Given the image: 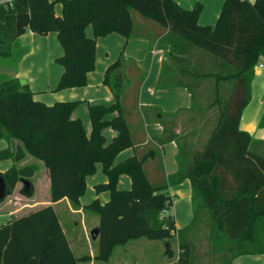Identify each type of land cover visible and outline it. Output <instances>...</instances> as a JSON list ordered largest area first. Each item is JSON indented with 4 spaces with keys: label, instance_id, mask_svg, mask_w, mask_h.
Listing matches in <instances>:
<instances>
[{
    "label": "trees",
    "instance_id": "1",
    "mask_svg": "<svg viewBox=\"0 0 264 264\" xmlns=\"http://www.w3.org/2000/svg\"><path fill=\"white\" fill-rule=\"evenodd\" d=\"M58 1L62 3L61 15L55 9ZM202 10L201 3L185 9L175 0H0V57H10L15 40L29 31L42 36L57 33L64 49V55L57 59L64 68L57 91L88 85V74L95 69L97 39L112 33L131 38L136 27L132 11L216 58L224 66L219 77L235 82L209 140L198 142L192 136L190 148L179 150L177 173L165 181L162 171L156 183L147 168L151 151L113 166L120 149L134 146L120 101L112 106L91 107L94 130L89 140L82 123L71 120L74 103L47 105L37 101L29 85H21L16 78L0 83V140L11 145L0 150V162L15 163L0 172L7 196L20 181L40 171L38 163L16 165L30 154L49 169L51 200L68 198L80 207L86 177L95 173L98 162L103 164L109 183L97 185L96 191H110L111 199L103 205L94 201L86 208L100 221L94 234L97 260H108L116 246L141 238L164 241L168 251L170 241L179 237L177 264H195V246L186 231L204 213L232 244L231 257H218L221 264H231L244 255L264 254V155L259 152L264 149V140L256 141L239 129L241 114L251 100L254 67L264 57V0H225L215 26L200 25ZM89 26L93 27V37L87 36ZM121 63L122 58L108 68L105 82ZM115 109L121 116L111 125L120 135L115 146L105 150L98 140L107 124L104 118ZM260 126L264 127V118ZM121 174L132 177L131 190L117 188ZM186 179L192 183L194 218L178 230L174 216L167 215L174 199L168 188ZM210 241L211 248L216 249L215 240ZM78 261L52 205L0 226V264Z\"/></svg>",
    "mask_w": 264,
    "mask_h": 264
},
{
    "label": "crops",
    "instance_id": "2",
    "mask_svg": "<svg viewBox=\"0 0 264 264\" xmlns=\"http://www.w3.org/2000/svg\"><path fill=\"white\" fill-rule=\"evenodd\" d=\"M175 1L185 9H193L197 3H201L203 10L199 18L200 25L215 26L225 0ZM249 1L254 3L256 0ZM58 4L62 8V3L58 1L55 9ZM61 13L62 9L60 13L57 12L58 15ZM135 25V33L131 38L112 33L105 38L97 39V68L88 74V85L85 87L63 91L54 90L56 93L52 92L51 87H47L50 92H47V89L35 87L36 84L30 78L32 76L31 70H23L22 64L30 59L31 66L34 67V60L36 59L33 60L32 55L39 48L43 51L44 43L47 44L46 50L48 52L45 57L49 59L51 39L57 33L42 36L32 31L21 35L13 43V48L15 47L25 54L18 69L13 68L9 75H4L6 78L4 81L12 78L20 80L22 76L29 78L25 82L34 93V99L47 105L59 101L79 102L73 107L71 120L82 123L84 136L89 140L92 139L94 130L90 115L91 106L95 104L112 106L120 101L128 120L134 146L120 149L113 158V166H120L135 157L145 156L151 151L152 155L149 157L151 159L148 160L147 167L153 173L154 178L158 175L162 176V171L166 177H170L178 171L177 156L179 150L190 148L192 136L198 142L201 140L204 143L209 140L232 94L235 82L219 77L224 66L216 58L191 45L180 36L170 33L169 29L144 17L138 18ZM89 29L94 35L93 27L89 26L86 30L87 36L92 37L89 35L91 34ZM101 39H107L111 43L115 41L117 47L121 46L122 49L120 51L115 50L114 53L108 52L107 59L99 63L98 44ZM57 50V55L55 57L52 55L49 60L57 62V59L64 55L60 48ZM121 58V66L112 71L108 76V81L105 82L108 68ZM63 69V67L58 68L57 80H60ZM120 116V110L115 109L103 120L107 124L101 130V137L98 141L101 142L105 150L113 148L120 135V132L111 125V122ZM263 118L264 57L253 70L251 100L241 114L240 131L249 134L256 141H263L264 127L260 126ZM2 141L4 140H0V142ZM4 143L6 146L0 144V150L11 147L8 142L4 141ZM159 150L163 154L162 165L155 161ZM259 152L264 155V149L259 150ZM32 163H38L41 169L35 176L31 179H25V181L34 187H38L45 181L44 184L50 189L52 182L49 169L42 161L28 154L25 160L16 165L21 167ZM13 165L15 163L12 160L0 162V172H6ZM107 183H109V177L104 172L103 164L98 162L95 173L86 177V190L81 198L82 205L80 207L74 206L68 198L57 202H53L51 199L42 202L37 200L29 207L35 209L52 205L56 209L58 206L64 205L63 210L65 212H69L70 215H80L85 237L90 246L89 232L93 242L96 243L97 236L94 234L100 221L96 213L86 208L94 201H99L103 205L111 199L110 191L100 193L96 191L97 185ZM231 185L229 184V186ZM117 188L131 190L133 188L132 177L129 174H121L117 180ZM168 192L174 199L173 206L167 215L171 213L174 216L178 230L184 229L194 218L192 183L190 179L181 183H174L170 185ZM88 193H91L93 199L86 198ZM21 211L15 210L13 215L18 217ZM11 215L12 213L8 215L7 223L12 220ZM206 215L202 214L200 218ZM2 216L0 214V219ZM65 222L62 224L61 221V224L64 225L63 229L71 249L79 260L78 264H130L126 261L128 254L141 257L140 260H142V257L148 256L151 252L159 254L160 264H177L178 251L173 248L172 244L169 245L170 249L167 251L168 245L165 242L156 244V242L143 238L116 246L111 257L106 261L97 260L95 244V251L91 248L89 254H84L77 239L75 237L70 238L71 229H66L65 225L68 221ZM190 240L195 246V264H221L216 261L217 256L210 253L209 245L202 248L201 245H198L199 243L193 239ZM231 264H264V254L240 256L235 258Z\"/></svg>",
    "mask_w": 264,
    "mask_h": 264
},
{
    "label": "rangeland",
    "instance_id": "3",
    "mask_svg": "<svg viewBox=\"0 0 264 264\" xmlns=\"http://www.w3.org/2000/svg\"><path fill=\"white\" fill-rule=\"evenodd\" d=\"M61 9H62L61 5L58 4V6L56 7L57 12L60 13ZM132 16L135 21L138 18H142L141 15L138 14L136 11H132ZM89 31L91 32V29H89ZM89 35L93 37L92 32ZM100 38H105V37H100ZM51 40H52V44L50 48L51 55L49 56V59L51 58L52 55L53 57L57 55V52H58L57 48H60V50L64 52V49L56 34L53 35ZM46 46L47 44L44 43L43 45L44 50L42 51L39 48L38 50L35 51V54L32 55L33 56L32 59L33 60L34 58L36 59L34 60L35 61L34 67L31 66L30 59H27L25 62H23L22 67H23V70H26V69L31 70L32 76L30 78H32L33 83L36 84L35 87L39 89H44V90L45 89L48 90L47 87H51V89H53L52 92L56 93L55 91H57L56 87L59 81L57 80V71L59 67L62 68L63 66L60 63H57L54 60H49L48 57H45L46 54L48 53L46 50ZM98 46H99V51H98V62L99 63H102L103 60L107 59L108 52L114 53L115 50L120 51L122 49L121 46L117 47V44L115 41L111 43L110 41H107V39H101L99 41ZM24 54L25 53H22L21 51H19V49H15V47L13 48L12 46V54L10 57L8 58L0 57V83L6 79L4 75H9L10 74L9 72L13 71V68H15V70L18 69L21 59ZM96 64H97V47H96L95 69L93 71H95L97 68ZM27 79L29 78H24V76H22V78L20 79V82L27 81ZM47 92H50V91L48 90ZM70 103H74V106H75V104L79 102L74 101ZM108 105L109 104H95V105H92L91 107L108 106ZM0 144H4V146H6V143H4V141L0 142ZM162 158H163V154L161 150H159L157 152V157L155 159L156 163L160 162V164L162 165L163 163ZM150 171L151 170L148 169V174L150 178L152 179V182L156 183L153 173ZM165 181H167V177L165 178ZM44 182L41 183V185H39L38 187H34L30 183L32 187L26 188V189H25L26 184H24L23 182L18 183L15 190L10 195L6 196V198L3 201H0V214L3 215L2 218L0 219V225H2L3 223H7L9 219L8 215L11 213L12 215L10 217H12V219L15 218L16 216L13 215V211L15 210H18V209L22 210L21 213H19V216H22L34 210L42 208L40 207V208L31 209L29 205L33 204L37 200L39 202H42V201L51 199V188L49 189L44 184ZM28 192H30L32 195L28 196L27 195ZM86 198L90 200L93 199L91 196V193H88ZM63 209H64V205H60L55 210L58 214L60 221H62V224L63 222L66 223L65 221H68L65 227H67L66 229H71L69 233L70 238L72 239L73 237H75L77 239L84 254H89L91 248H93V250L95 251L96 243L93 242V238L90 232H89V239L91 242L90 246L86 240L83 226L81 224V216L80 215H70L69 212H65ZM77 222L78 224H76ZM186 236L190 239H193L195 242L199 243L198 245H201L202 248L205 245H209L210 253L217 256L216 261H218L219 263H222V262L220 259H218V257H222L223 255H225V257L228 258V257H231L232 255L229 252L230 249L232 248V244L226 242V239L222 236V233L220 232L218 225L215 224V222L209 215L208 216L206 215L205 217L200 218L194 227H191L189 231H186ZM211 239L215 240L216 249L211 248V241H210ZM144 240H147V239H144ZM153 242H156V244H161L164 241L159 240V241H153ZM178 242H179V237H176L170 241V244H172L173 248L176 251H178L177 257L180 254V250H178V247H179ZM94 244H95V249H94ZM140 259L141 257L139 258V257H135L132 254H128L126 261L130 264H160V256L156 252L155 253L151 252L148 256L142 257V260ZM193 261L194 263H196L195 252L193 253Z\"/></svg>",
    "mask_w": 264,
    "mask_h": 264
},
{
    "label": "water",
    "instance_id": "4",
    "mask_svg": "<svg viewBox=\"0 0 264 264\" xmlns=\"http://www.w3.org/2000/svg\"><path fill=\"white\" fill-rule=\"evenodd\" d=\"M21 85H25V81L20 82ZM24 184L29 185V183L25 180L22 181ZM7 196V186L4 178L0 175V201H3Z\"/></svg>",
    "mask_w": 264,
    "mask_h": 264
}]
</instances>
